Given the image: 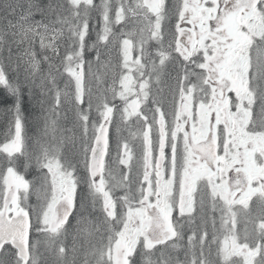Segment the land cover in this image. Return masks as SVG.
I'll return each instance as SVG.
<instances>
[{"label": "snow or ice", "instance_id": "obj_1", "mask_svg": "<svg viewBox=\"0 0 264 264\" xmlns=\"http://www.w3.org/2000/svg\"><path fill=\"white\" fill-rule=\"evenodd\" d=\"M0 264H264V0H0Z\"/></svg>", "mask_w": 264, "mask_h": 264}]
</instances>
